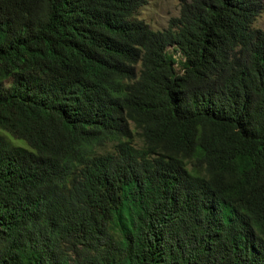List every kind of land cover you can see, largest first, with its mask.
Returning <instances> with one entry per match:
<instances>
[{"label": "trees", "instance_id": "obj_1", "mask_svg": "<svg viewBox=\"0 0 264 264\" xmlns=\"http://www.w3.org/2000/svg\"><path fill=\"white\" fill-rule=\"evenodd\" d=\"M146 4L0 0V264H264V2Z\"/></svg>", "mask_w": 264, "mask_h": 264}, {"label": "rangeland", "instance_id": "obj_2", "mask_svg": "<svg viewBox=\"0 0 264 264\" xmlns=\"http://www.w3.org/2000/svg\"><path fill=\"white\" fill-rule=\"evenodd\" d=\"M183 1L185 0H147V4L138 11L137 19L146 23L152 30H163L171 18L179 15ZM252 28L264 31V11L254 20ZM175 58H178V54Z\"/></svg>", "mask_w": 264, "mask_h": 264}]
</instances>
